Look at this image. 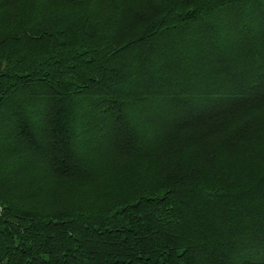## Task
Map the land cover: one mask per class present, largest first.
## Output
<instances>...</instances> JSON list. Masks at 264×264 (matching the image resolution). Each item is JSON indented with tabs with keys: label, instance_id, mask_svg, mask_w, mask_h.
Wrapping results in <instances>:
<instances>
[{
	"label": "trees",
	"instance_id": "16d2710c",
	"mask_svg": "<svg viewBox=\"0 0 264 264\" xmlns=\"http://www.w3.org/2000/svg\"><path fill=\"white\" fill-rule=\"evenodd\" d=\"M90 1L26 2L16 23L0 2V264H264V160L150 187L106 159L142 157L160 101L199 104L197 123L264 106V0L153 1L124 45L122 0L106 29ZM52 174L88 179L82 200L48 203Z\"/></svg>",
	"mask_w": 264,
	"mask_h": 264
},
{
	"label": "rangeland",
	"instance_id": "374dc122",
	"mask_svg": "<svg viewBox=\"0 0 264 264\" xmlns=\"http://www.w3.org/2000/svg\"><path fill=\"white\" fill-rule=\"evenodd\" d=\"M49 1L53 2V8L59 9L71 8L75 0ZM153 1L158 2V0H122L126 18L118 30V44L124 45L139 38L149 28L147 25L149 20L156 17L150 9ZM0 2H4V5L6 2V10L3 13L7 15V20L15 23L16 15L20 14L16 7H23L26 2L29 6L38 4L37 0H0ZM90 3L92 13L104 23L105 29L108 28L113 20L109 0H93ZM82 28L87 29L84 26ZM7 31L9 33L11 29ZM15 31L14 29L11 33ZM43 43L42 46L47 44L45 41ZM161 104L162 101L156 103L157 108L161 109L159 114L154 111L145 119L152 127L151 131L155 138L152 145L141 155L143 158H126L129 155L128 149H125L122 155L120 152L114 154L109 150L108 157L105 156L110 170L116 171L117 174L122 170L126 179L131 175L133 186L154 187L164 181L176 180L188 182L202 175L243 179L264 160V106L260 110L227 111L215 119L197 123L195 119L199 116L195 117L190 111L195 109L197 113L200 112L202 108L198 106L199 104H192L195 107L190 106V108H180V105H169V103L164 105V108ZM189 114L195 118H190ZM187 115L188 118L185 117ZM87 180L67 179L60 175L51 176L48 203L60 207L82 200L84 192L89 188Z\"/></svg>",
	"mask_w": 264,
	"mask_h": 264
}]
</instances>
